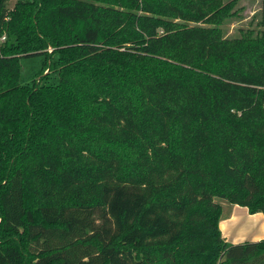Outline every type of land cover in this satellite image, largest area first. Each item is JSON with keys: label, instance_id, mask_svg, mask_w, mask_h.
I'll return each mask as SVG.
<instances>
[{"label": "trees", "instance_id": "16d2710c", "mask_svg": "<svg viewBox=\"0 0 264 264\" xmlns=\"http://www.w3.org/2000/svg\"><path fill=\"white\" fill-rule=\"evenodd\" d=\"M8 2L0 264H264L218 201L264 213V0Z\"/></svg>", "mask_w": 264, "mask_h": 264}, {"label": "crops", "instance_id": "0c3cea01", "mask_svg": "<svg viewBox=\"0 0 264 264\" xmlns=\"http://www.w3.org/2000/svg\"><path fill=\"white\" fill-rule=\"evenodd\" d=\"M233 205L229 214L223 215L220 229L224 239L233 244L264 239V213H250L248 207Z\"/></svg>", "mask_w": 264, "mask_h": 264}, {"label": "rangeland", "instance_id": "374dc122", "mask_svg": "<svg viewBox=\"0 0 264 264\" xmlns=\"http://www.w3.org/2000/svg\"><path fill=\"white\" fill-rule=\"evenodd\" d=\"M17 0H9V7H13ZM228 1V0H224ZM261 8V0H237L236 9L239 10L241 17H236L230 20L228 23L223 25L225 34L229 37L239 36L241 34V29H247L248 27H254L256 25V20L254 19L255 12L259 11ZM224 208V215L229 214L232 210L233 205L229 202L221 201Z\"/></svg>", "mask_w": 264, "mask_h": 264}, {"label": "built area", "instance_id": "2783aa9c", "mask_svg": "<svg viewBox=\"0 0 264 264\" xmlns=\"http://www.w3.org/2000/svg\"><path fill=\"white\" fill-rule=\"evenodd\" d=\"M3 39H5V37H4V36L1 38V40H3Z\"/></svg>", "mask_w": 264, "mask_h": 264}]
</instances>
